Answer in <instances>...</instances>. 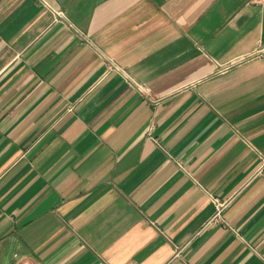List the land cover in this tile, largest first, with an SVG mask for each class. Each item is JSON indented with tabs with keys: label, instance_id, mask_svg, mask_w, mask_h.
<instances>
[{
	"label": "crops",
	"instance_id": "crops-1",
	"mask_svg": "<svg viewBox=\"0 0 264 264\" xmlns=\"http://www.w3.org/2000/svg\"><path fill=\"white\" fill-rule=\"evenodd\" d=\"M0 264H264V0H0Z\"/></svg>",
	"mask_w": 264,
	"mask_h": 264
},
{
	"label": "built area",
	"instance_id": "built-area-1",
	"mask_svg": "<svg viewBox=\"0 0 264 264\" xmlns=\"http://www.w3.org/2000/svg\"><path fill=\"white\" fill-rule=\"evenodd\" d=\"M259 56H261V53H258ZM213 205L215 207V215L213 217L212 222L213 223H223V219H222V213L225 209V203H221L219 200L217 199H213Z\"/></svg>",
	"mask_w": 264,
	"mask_h": 264
}]
</instances>
